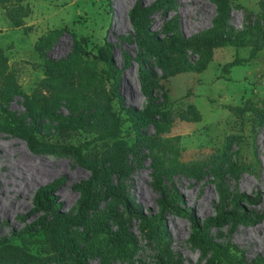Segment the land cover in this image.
<instances>
[{
    "label": "rangeland",
    "instance_id": "obj_1",
    "mask_svg": "<svg viewBox=\"0 0 264 264\" xmlns=\"http://www.w3.org/2000/svg\"><path fill=\"white\" fill-rule=\"evenodd\" d=\"M135 5L144 12L137 29L128 16ZM71 32L86 38L73 59L95 68L96 46L110 42L119 98L108 100L109 82L93 79L36 117L31 145L5 132L0 117V244L44 256L39 220L52 211L78 220L67 230L77 256L45 264H161L165 250L179 264H217L207 241L227 252L221 264H264V0H8L0 4V115L6 107L28 119L22 94L39 89L45 57L71 53ZM13 84L19 93L4 95ZM144 109L149 119L132 125L129 113ZM54 143L86 144L99 170L87 187L90 171L46 148ZM49 183L54 202L35 209V189ZM107 187L146 217L171 194L169 207L182 212L163 211L158 234L146 236L120 199L102 197ZM87 191L99 199L78 218ZM219 210H242L247 220L192 230Z\"/></svg>",
    "mask_w": 264,
    "mask_h": 264
},
{
    "label": "trees",
    "instance_id": "obj_2",
    "mask_svg": "<svg viewBox=\"0 0 264 264\" xmlns=\"http://www.w3.org/2000/svg\"><path fill=\"white\" fill-rule=\"evenodd\" d=\"M6 1L8 0H0V4L4 5ZM128 16L134 29L143 26L144 12L140 6H133L129 11ZM14 23L18 24L19 20L14 21ZM59 32L60 29L56 28L49 30L45 35L39 37L34 48L42 51V45H49L53 41L55 35ZM70 36L71 53H69L64 59L58 60L45 57L43 60L44 76L38 83L39 89L36 92H33L30 96L22 94V104L28 119L25 120V118L8 110V108L2 107L3 114L0 115L3 120L2 129L11 135L22 138L29 145L36 143L35 136L32 133L36 117L46 115L61 99L67 100V98H70L74 94V91L82 90V88L84 89V87L89 85L93 79L96 78L100 81L107 80L109 82L106 90V98L108 100L119 98L117 91L119 69L115 66L112 60L110 42L104 39L101 44L96 46L93 57L94 63L98 65V67L95 68L91 62L73 59L74 56L82 53L86 38L82 36L76 37L74 32H71ZM40 41L42 44H40ZM241 42L242 38L240 36H235L236 45H240ZM211 46H219V44L213 42L211 43ZM253 56L254 49L250 51V57ZM73 61H76L77 63H73ZM91 69H93V71H91ZM89 71H91L90 74L88 73ZM13 93H19L16 86H14V84L6 86L4 95ZM260 102L264 104V98L260 100ZM150 116L151 112L148 109H144L137 113H129V119L132 125L135 126L146 122ZM109 134L110 132L108 130H104L100 135L107 136ZM85 145V143L77 145L63 143L46 144V148L51 150L55 149L69 154L79 165L90 171L89 179L84 188L87 187L89 182L97 176L99 171L97 165L83 155L82 148ZM53 191L54 185L51 183L38 186L33 193V207L42 210L48 209L55 200ZM107 194L120 199L125 211L138 218L141 226L140 229L146 236L158 234L160 214L163 211L170 209L172 212H182L177 207L173 209L169 207L172 201L177 200V196L174 194H171L167 200L159 201V213L153 218L146 217L142 213L132 210L128 200L123 195L113 192L109 187L104 190L102 197ZM98 199L99 197L89 195L87 191L85 201H81L77 204L76 211L78 218H80L82 211L89 208L93 209L95 207V202ZM182 214L192 220L189 214ZM224 218L229 221L247 220V216H245V213L242 210H219L202 225L192 221V230L195 233H198L209 226L218 224L219 220ZM76 221L78 220H73V218L69 216H63L51 211L49 217L39 220V225L41 226L45 237V246L43 249L44 256H35L21 246L3 242L0 244V264H45L51 261H57L60 257L69 252L77 256L74 244L67 235L68 228L75 224ZM206 246L211 249V259L215 261V263L221 264L227 259V252L219 244L207 241ZM165 251L168 253V258L163 260L161 264H172L171 261H175V263L179 264L170 252L167 250ZM239 263L243 264L241 261ZM255 264H261V261L257 260L255 261Z\"/></svg>",
    "mask_w": 264,
    "mask_h": 264
},
{
    "label": "bare ground",
    "instance_id": "obj_3",
    "mask_svg": "<svg viewBox=\"0 0 264 264\" xmlns=\"http://www.w3.org/2000/svg\"><path fill=\"white\" fill-rule=\"evenodd\" d=\"M167 232V231H166ZM168 233V232H167ZM176 233H177V231H176ZM167 235H169V234H167ZM172 235V234H171ZM244 235H245V233H244ZM241 236V235H240ZM168 238V237H167ZM166 238V239H167ZM171 239L172 238H170L169 239V241L167 242L168 243V246H169V249L172 251V249H171V244H172V241H171ZM239 239H240V241L242 242V243H244V244H246L248 241H250V237L248 236V235H245V236H241V237H239ZM167 240H165V242H166ZM174 241V240H173ZM174 251V250H173Z\"/></svg>",
    "mask_w": 264,
    "mask_h": 264
}]
</instances>
